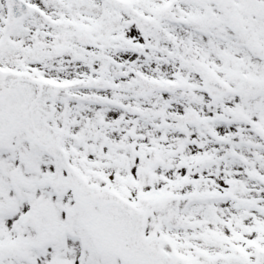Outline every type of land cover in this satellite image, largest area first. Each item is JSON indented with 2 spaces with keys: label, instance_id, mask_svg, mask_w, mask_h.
<instances>
[{
  "label": "snow or ice",
  "instance_id": "6c2138e0",
  "mask_svg": "<svg viewBox=\"0 0 264 264\" xmlns=\"http://www.w3.org/2000/svg\"><path fill=\"white\" fill-rule=\"evenodd\" d=\"M0 264H264V0H0Z\"/></svg>",
  "mask_w": 264,
  "mask_h": 264
}]
</instances>
